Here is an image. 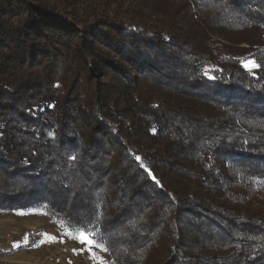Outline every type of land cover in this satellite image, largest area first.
<instances>
[{
  "label": "trees",
  "instance_id": "1",
  "mask_svg": "<svg viewBox=\"0 0 264 264\" xmlns=\"http://www.w3.org/2000/svg\"><path fill=\"white\" fill-rule=\"evenodd\" d=\"M263 198L264 0H0V211L111 264H264Z\"/></svg>",
  "mask_w": 264,
  "mask_h": 264
},
{
  "label": "rangeland",
  "instance_id": "2",
  "mask_svg": "<svg viewBox=\"0 0 264 264\" xmlns=\"http://www.w3.org/2000/svg\"><path fill=\"white\" fill-rule=\"evenodd\" d=\"M5 233H11V253H17L21 261L19 263L97 264L89 255L88 246L70 238L67 231L46 215L43 207L25 211H0V236ZM48 237H55V241ZM91 251L105 264H111L105 251L98 247Z\"/></svg>",
  "mask_w": 264,
  "mask_h": 264
},
{
  "label": "snow or ice",
  "instance_id": "3",
  "mask_svg": "<svg viewBox=\"0 0 264 264\" xmlns=\"http://www.w3.org/2000/svg\"><path fill=\"white\" fill-rule=\"evenodd\" d=\"M244 66L249 71H251L253 68L259 67V65L254 60L245 62ZM205 74H207V71L205 72ZM136 159L139 160L140 157H137ZM149 174L151 175V173ZM67 235L70 238L76 239L78 243L86 244L88 246L89 255L93 260L97 261V264H105V261H103L102 259H98L95 253L92 252L91 250L94 247H98L101 251L107 252L108 248L106 247V244L104 242L94 241L92 239L93 233L86 231L83 227H80V228H74L72 231L68 232ZM48 239L55 241V237H48Z\"/></svg>",
  "mask_w": 264,
  "mask_h": 264
},
{
  "label": "built area",
  "instance_id": "4",
  "mask_svg": "<svg viewBox=\"0 0 264 264\" xmlns=\"http://www.w3.org/2000/svg\"><path fill=\"white\" fill-rule=\"evenodd\" d=\"M11 238V233H5L0 236V264H22L10 263L6 260L13 249V240Z\"/></svg>",
  "mask_w": 264,
  "mask_h": 264
},
{
  "label": "crops",
  "instance_id": "5",
  "mask_svg": "<svg viewBox=\"0 0 264 264\" xmlns=\"http://www.w3.org/2000/svg\"><path fill=\"white\" fill-rule=\"evenodd\" d=\"M45 230V229H44ZM52 234H54V232H52ZM6 260L10 263H19L21 262L19 259V256L17 255V253L12 252L11 254H9L6 258ZM22 264H27V263H22Z\"/></svg>",
  "mask_w": 264,
  "mask_h": 264
}]
</instances>
